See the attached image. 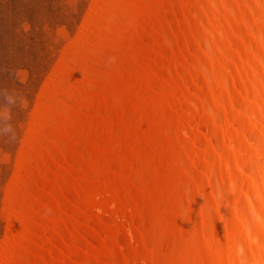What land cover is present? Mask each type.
<instances>
[{
  "label": "bare ground",
  "instance_id": "1",
  "mask_svg": "<svg viewBox=\"0 0 264 264\" xmlns=\"http://www.w3.org/2000/svg\"><path fill=\"white\" fill-rule=\"evenodd\" d=\"M92 15L34 117L0 264H264V0Z\"/></svg>",
  "mask_w": 264,
  "mask_h": 264
},
{
  "label": "rangeland",
  "instance_id": "2",
  "mask_svg": "<svg viewBox=\"0 0 264 264\" xmlns=\"http://www.w3.org/2000/svg\"><path fill=\"white\" fill-rule=\"evenodd\" d=\"M97 5L98 0H0L1 257L12 232L6 206L38 110Z\"/></svg>",
  "mask_w": 264,
  "mask_h": 264
}]
</instances>
